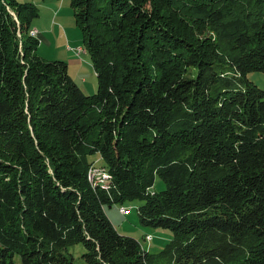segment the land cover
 I'll return each instance as SVG.
<instances>
[{"label":"trees","instance_id":"16d2710c","mask_svg":"<svg viewBox=\"0 0 264 264\" xmlns=\"http://www.w3.org/2000/svg\"><path fill=\"white\" fill-rule=\"evenodd\" d=\"M71 7L93 94L38 54V5L0 0V264H264V0ZM134 199L158 252L106 213Z\"/></svg>","mask_w":264,"mask_h":264},{"label":"rangeland","instance_id":"374dc122","mask_svg":"<svg viewBox=\"0 0 264 264\" xmlns=\"http://www.w3.org/2000/svg\"><path fill=\"white\" fill-rule=\"evenodd\" d=\"M31 1L39 7L40 15L32 22L40 32L37 37L40 39L37 52L47 60H63L68 64L69 73L81 86L86 94L96 93L98 80L95 69L92 65L89 53L85 51L78 53V48L83 46V35L81 28L77 25L74 11L71 7V0H19ZM249 79L254 81L260 88L264 89V72L254 71L248 74ZM103 160L97 161L102 164ZM165 187L163 181L157 177L154 185L155 190ZM142 200H127L123 204H114L106 207V213L116 229L124 235L138 239L144 248L152 251H160L172 238L170 229L163 227L144 226L140 222L137 207ZM131 208L128 215L120 212V206ZM150 235L151 240L146 236ZM75 257L76 264H88L83 254L86 248L83 244H76L69 248ZM13 264H22L19 255L14 258Z\"/></svg>","mask_w":264,"mask_h":264},{"label":"built area","instance_id":"2783aa9c","mask_svg":"<svg viewBox=\"0 0 264 264\" xmlns=\"http://www.w3.org/2000/svg\"><path fill=\"white\" fill-rule=\"evenodd\" d=\"M38 30L33 28L30 30V34L32 36L37 37L38 36ZM85 51V48L83 49L82 47L78 48V53H81ZM88 177L89 179H93V181H95L96 185H102L104 187H108V181L110 178V174L109 172L106 170V168L100 164H93L90 166L89 171H88ZM131 211V208H127L125 206H120V212L123 215H128ZM147 240H151V236L147 235L146 236Z\"/></svg>","mask_w":264,"mask_h":264},{"label":"crops","instance_id":"0c3cea01","mask_svg":"<svg viewBox=\"0 0 264 264\" xmlns=\"http://www.w3.org/2000/svg\"><path fill=\"white\" fill-rule=\"evenodd\" d=\"M33 28L37 29L38 32H40V29H38V27H34V25H32ZM39 34V33H38ZM39 39V37H37ZM40 40V39H39Z\"/></svg>","mask_w":264,"mask_h":264},{"label":"bare ground","instance_id":"6f19581e","mask_svg":"<svg viewBox=\"0 0 264 264\" xmlns=\"http://www.w3.org/2000/svg\"><path fill=\"white\" fill-rule=\"evenodd\" d=\"M93 181V179H91Z\"/></svg>","mask_w":264,"mask_h":264}]
</instances>
